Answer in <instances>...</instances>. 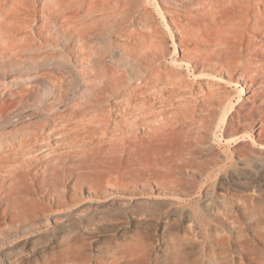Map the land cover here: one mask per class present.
<instances>
[{"label": "rangeland", "instance_id": "rangeland-1", "mask_svg": "<svg viewBox=\"0 0 264 264\" xmlns=\"http://www.w3.org/2000/svg\"><path fill=\"white\" fill-rule=\"evenodd\" d=\"M42 1H29L31 13L0 0V100L10 108L0 131L46 121L50 146L59 137L64 144L49 167L26 165L29 176L6 175L21 159L0 163V217L2 208L8 214L0 218V264H264V84L243 94L225 87L254 102L240 111L255 129L241 118L224 133L217 115L212 133L196 136L169 81L144 84L139 72L126 74L119 93L110 72L100 87L105 102L83 111L84 65L73 43L43 27ZM157 2L136 0L117 28L133 34L131 49L153 57L152 67H178L192 80L194 20ZM235 133L245 142L239 151L228 142Z\"/></svg>", "mask_w": 264, "mask_h": 264}, {"label": "bare ground", "instance_id": "bare-ground-1", "mask_svg": "<svg viewBox=\"0 0 264 264\" xmlns=\"http://www.w3.org/2000/svg\"><path fill=\"white\" fill-rule=\"evenodd\" d=\"M29 1L31 0H15L33 13L36 8ZM157 1L172 5L181 11L184 10L187 14H191V22H193L192 19L194 20L191 27L196 33H193L194 37L193 35L192 37L195 38V45L198 48H193L196 52L193 54L198 55V61L193 62L192 66L186 65L187 69L193 67L192 80L179 74L178 67L161 69L159 66L161 70L159 67H152V63L156 60H152L153 57L150 58L149 54V56L140 55L141 57L135 55L136 52L130 47V40L134 38L133 34L121 29L122 27H117L125 22L127 13L133 8L136 0L42 1L39 9L46 11L48 16L43 27L61 36L67 47L73 43L78 53L76 60L84 65L80 75L86 79V83L81 88L80 98L82 99L78 101L77 108L84 111L98 108L104 103L105 100L100 99L102 95L99 96L100 87H104L109 80L111 81L112 75L114 82L111 89L119 93L125 83L126 74L130 73L131 77L136 78V72H139L144 75L142 79L144 84L148 78H152L155 83L164 77L166 81H169V85L172 86L169 93L174 98L173 103L177 107L178 114L181 108L185 107L189 113L185 124L191 128L190 133L192 131L196 136L204 130L210 131L217 115L222 116L224 133L229 130L232 121L239 123L241 118L245 120V123L249 122V129H255L256 126H252L251 121L254 117L245 116L244 113L242 115L240 111L246 106L252 107L254 102H246L237 98L236 95L234 98L227 90L225 91V87L241 88L240 94L255 88L259 90L258 87L263 89L260 85L264 84V0ZM26 18L31 20L34 15H27ZM25 45L26 42L18 48L23 49ZM217 76H225V80L220 78L223 79L224 90L218 85V81L221 82L220 79H215L217 84H214L212 78ZM258 84L260 85L256 87ZM84 92L87 94L84 95ZM4 103L5 101L0 100V125L6 117H9L10 108H4ZM17 103H23V99ZM198 113L199 116H197ZM179 117L180 115L176 116L178 123ZM45 122L0 131V163H11L21 159L19 165L6 168L8 178H17L19 173L27 174L24 170L26 165L27 168L34 167L37 161H42L43 165L49 167L52 161L59 157L60 154L56 156V152L60 142L64 144V141L59 137L56 139L55 147H51L50 141L53 135L43 130L47 123ZM228 142L237 151L245 145L238 133H235L233 138H229ZM43 149L46 150L45 154L41 153L42 155L34 157L31 155L34 150ZM0 169H4L1 164ZM1 210L0 218L4 219L8 214L4 208ZM50 260L52 261L53 258ZM53 263L49 261L47 264Z\"/></svg>", "mask_w": 264, "mask_h": 264}]
</instances>
